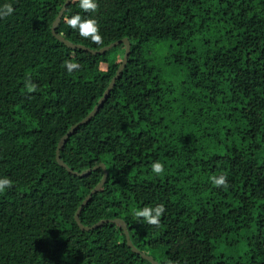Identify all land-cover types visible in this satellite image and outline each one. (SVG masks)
I'll return each instance as SVG.
<instances>
[{
    "label": "trees",
    "instance_id": "1",
    "mask_svg": "<svg viewBox=\"0 0 264 264\" xmlns=\"http://www.w3.org/2000/svg\"><path fill=\"white\" fill-rule=\"evenodd\" d=\"M66 1L11 0L15 12L0 19V176L13 181L0 194V264H153L118 224L83 230L75 219L104 171L75 175L57 147L98 105L126 45L94 55L58 40ZM98 4L84 13L72 0L57 26L94 50L131 42L109 96L61 148L74 171L108 170L82 223L125 220L159 264H264V0ZM76 13L98 21L99 46L64 22ZM66 60L80 69L68 73ZM220 174L227 187L211 183ZM157 204L159 225L135 217Z\"/></svg>",
    "mask_w": 264,
    "mask_h": 264
},
{
    "label": "clouds",
    "instance_id": "2",
    "mask_svg": "<svg viewBox=\"0 0 264 264\" xmlns=\"http://www.w3.org/2000/svg\"><path fill=\"white\" fill-rule=\"evenodd\" d=\"M79 8L84 13H95L99 7L98 0H78ZM15 12L14 3H0V19L11 16ZM64 22L73 31L77 32L80 37L90 40L93 44L99 46L103 37L100 31L98 21L94 17H85L80 13L70 14L65 16ZM68 73L80 69V64L71 60H66L63 65ZM29 89L35 87L34 84H28ZM151 171L156 175H162L164 165L160 161H154L151 165ZM211 183L216 187H227L228 177L226 174L211 177ZM13 187V181L7 176H0V194H4ZM165 213V206L157 204L155 206H144L135 211V217L141 222H146L149 225H159L160 218Z\"/></svg>",
    "mask_w": 264,
    "mask_h": 264
},
{
    "label": "water",
    "instance_id": "3",
    "mask_svg": "<svg viewBox=\"0 0 264 264\" xmlns=\"http://www.w3.org/2000/svg\"><path fill=\"white\" fill-rule=\"evenodd\" d=\"M72 0H67L65 5L63 6V8L61 9L58 17L56 18V20L53 23L52 26V31L53 34L56 36V38L58 40H60L61 42H63L64 44H66L68 47L74 48V49H84L87 51H90L92 54L97 55V54H101V53H105L108 50H111L112 48L120 45L121 43H124L126 45V52H125V56L122 60V63L120 65V67L117 70V73L115 75V77L112 79L110 85L108 86V88L106 89L103 97L100 99L98 105L93 109L92 112H90L85 118H83L80 122H78L77 124L73 125L70 130L62 137V139L60 140L58 147H57V161L59 162V164L63 167H65L66 169H68L70 172L74 173L75 175L78 176H85L88 175L90 173H92L93 171L102 168L104 171L103 177L101 179V181L92 189V191L87 195V197L84 199V201L81 203V205L79 206L76 215H75V219L78 223V225L80 226L81 229L83 230H90V229H94L97 228L99 225L106 223V222H114L116 224H118L119 226H121L123 228V231L126 235L127 238V242L128 245L132 247V249L141 254L143 257L147 258L148 260H150L153 264H159L151 255L147 254V253H143L141 252L132 242L131 238H130V234L128 231V227H127V223L125 222V220L120 219V218H116V219H104L101 220L99 222H97L96 224L92 225V226H85L81 219H80V213L82 208L88 204V202L91 200L92 196L94 194H96L101 187L106 183L107 178H108V170L106 168V165L104 163H100L96 166H94L93 168H90L88 170H85L83 172H78V171H74L73 169H71L66 163L65 161L61 158V148L64 146V144L66 143L68 137L77 129L78 126L88 122L89 120H91L98 112V110L100 109L101 105L104 103V101L107 99V97L109 96L112 88L114 87L116 81L120 78L123 70L125 69L128 60H129V56H130V51H131V42L128 38H124L122 40L116 41L114 43H111L108 46H105L103 48H101L100 50H94V49H90L86 46L80 45V44H74L72 42H70L69 40H67L64 36L60 35L57 33V26L59 25V23L62 20V17L67 9V6L71 3Z\"/></svg>",
    "mask_w": 264,
    "mask_h": 264
}]
</instances>
